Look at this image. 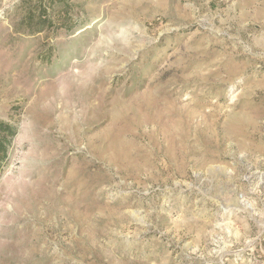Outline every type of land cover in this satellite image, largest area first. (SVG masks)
Instances as JSON below:
<instances>
[{
	"label": "rangeland",
	"instance_id": "374dc122",
	"mask_svg": "<svg viewBox=\"0 0 264 264\" xmlns=\"http://www.w3.org/2000/svg\"><path fill=\"white\" fill-rule=\"evenodd\" d=\"M0 0V264H264V0Z\"/></svg>",
	"mask_w": 264,
	"mask_h": 264
},
{
	"label": "trees",
	"instance_id": "16d2710c",
	"mask_svg": "<svg viewBox=\"0 0 264 264\" xmlns=\"http://www.w3.org/2000/svg\"><path fill=\"white\" fill-rule=\"evenodd\" d=\"M51 3L52 0H49ZM16 127L0 120V168L8 157V148L16 135Z\"/></svg>",
	"mask_w": 264,
	"mask_h": 264
}]
</instances>
